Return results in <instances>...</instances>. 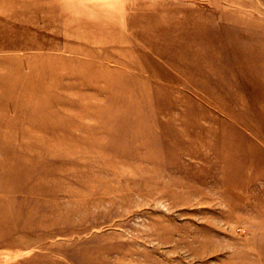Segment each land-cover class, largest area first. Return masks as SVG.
<instances>
[{"label": "rangeland", "instance_id": "rangeland-1", "mask_svg": "<svg viewBox=\"0 0 264 264\" xmlns=\"http://www.w3.org/2000/svg\"><path fill=\"white\" fill-rule=\"evenodd\" d=\"M0 264H264V0H0Z\"/></svg>", "mask_w": 264, "mask_h": 264}]
</instances>
